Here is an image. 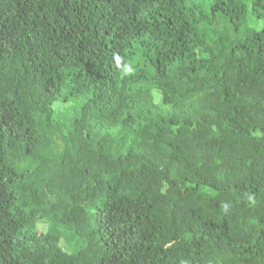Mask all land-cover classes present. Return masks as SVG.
<instances>
[{
	"label": "trees",
	"instance_id": "trees-1",
	"mask_svg": "<svg viewBox=\"0 0 264 264\" xmlns=\"http://www.w3.org/2000/svg\"><path fill=\"white\" fill-rule=\"evenodd\" d=\"M0 264H264V0H0Z\"/></svg>",
	"mask_w": 264,
	"mask_h": 264
},
{
	"label": "rangeland",
	"instance_id": "rangeland-1",
	"mask_svg": "<svg viewBox=\"0 0 264 264\" xmlns=\"http://www.w3.org/2000/svg\"><path fill=\"white\" fill-rule=\"evenodd\" d=\"M55 249H56V246L53 244V245H52V251L55 252ZM57 249H58V248H57Z\"/></svg>",
	"mask_w": 264,
	"mask_h": 264
}]
</instances>
